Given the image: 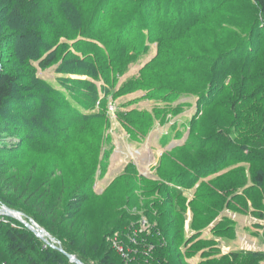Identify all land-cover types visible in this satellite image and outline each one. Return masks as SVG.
Here are the masks:
<instances>
[{
	"label": "rangeland",
	"instance_id": "1",
	"mask_svg": "<svg viewBox=\"0 0 264 264\" xmlns=\"http://www.w3.org/2000/svg\"><path fill=\"white\" fill-rule=\"evenodd\" d=\"M140 1L117 0L119 13L116 17L112 16L110 22L116 23L117 29L129 23ZM168 1L161 0L164 8ZM171 2L175 5L174 11H177V6L184 9L183 16L192 15L195 11L196 17L200 20L195 22L192 17L184 23L177 20L170 29L171 31L176 26L175 32L164 39L165 47L168 48L170 39H177L186 30L185 41L188 42L190 49L193 47L197 49L201 64H207V58L214 56L213 59L218 61V66L213 68L210 64L212 73L210 75L207 73V77L210 79L216 74L219 77L211 98L201 100L199 95L187 93L176 98L166 93L149 98L152 96L148 93L149 99H146L145 93L140 90L125 93L122 86L137 77L138 71L156 54L158 44L151 43L148 52L139 46L129 50L133 58L142 54L143 56L139 57L138 61L131 65L130 71L117 82L113 76L111 80H107L100 74L97 77L86 74L73 75L74 78L80 77L91 81L89 85L92 92L98 91L99 95L95 105L96 112L93 108L90 110L84 108L81 99L76 101L74 106L84 109L86 113L105 112L104 121L101 119L98 123L94 122L91 134H84L68 141L62 139L58 133L59 128L71 127L70 120L57 124L56 128L53 122L44 119V116L50 113L47 110H40L38 114V117L41 116L37 120L43 119L41 123L30 124L29 122L33 120L28 121L27 114L32 106L28 105L30 100L28 98H36L32 95L34 89L30 88L36 83L33 82L34 79H39L38 86L41 88V94L37 97L34 107L37 103L40 106L42 98L48 95L47 88L53 89L54 93H51L53 100L57 91L65 93V101L73 100L72 89L66 88V84L70 83L66 81L70 74L63 73L62 65L65 63L63 58L79 47L81 39L95 42L101 39L100 36H91L87 32L86 25L81 19L82 14L74 11L77 17L74 13L70 17L77 21L76 25H82L81 31H78L75 23L66 17L65 21H59L55 30L49 34L50 39L54 37H57L56 40L60 39L63 45L59 51L62 53V59L47 69H42L39 61H34L36 66L34 71L29 68L24 76H19V90L25 97L9 101L0 113L1 119L6 118L20 127L18 139H7L6 136L3 143L1 141L3 139H0V145L12 143L14 140L21 145L15 154L16 159L8 158L11 161L9 172L19 179L20 187L17 190L15 187L7 190L5 186L0 185V200L13 209L26 212L25 217L32 216L49 234L59 238L68 252H74L87 260L86 264H98L100 255L104 254L96 249V243H99L101 238L99 240L95 235L102 221H108L115 216L128 199H132L134 206L137 200L134 194L144 192L143 188L147 186L138 181L140 176L147 182L155 180L158 184L162 183L161 188L151 184L150 189L159 194L156 196L145 194V199L141 197V201L144 202L143 208H135V212L146 217L150 207L153 213H157L158 208L162 209L155 203L160 202V198L164 196L163 185L170 181L169 185L173 187L171 196L179 217L178 224L182 228L179 232V247L184 252L185 240L194 238L192 244L204 239L208 242H203L202 247L216 245L215 250H219L217 264H248L250 260H254L253 255L248 253L261 251L260 247L264 244V184L253 187L254 182L251 179L261 170L260 168H264V163L260 161L258 155L260 144L264 142V25H262L264 12L255 0H171ZM56 3L60 5L59 2ZM65 13L69 12L66 10ZM144 15L147 24L150 19L146 11ZM165 17V11L160 14L157 12L154 22ZM137 25L134 26L135 35L139 34L140 27ZM253 28L255 30L252 35H245L246 40L252 42L251 49L241 46L226 51L234 38ZM69 30L73 33L66 37L65 34ZM149 31V28L144 29L145 33ZM190 32L192 33L189 34ZM62 34L64 36H61ZM109 34L101 36V40L113 37L114 32L111 30ZM46 40L49 44L48 38ZM182 43L181 41L175 45V51L181 48ZM5 49V53L8 54L7 46ZM35 51L34 45L30 53ZM227 52L231 53L227 56ZM6 54L1 60L4 65L8 62L7 66L12 69L11 62L5 57ZM90 65L91 68H88L90 71L95 66L98 68V63ZM67 87H70V84ZM116 90L119 91L117 98L113 93ZM104 99L106 106L101 105ZM61 105L68 108L64 102ZM122 105L139 110L140 114L135 118L138 123L132 125V132L118 118L122 116L120 114ZM101 129L102 140L98 139ZM56 133L58 136L53 137ZM100 140L101 149H98L95 145ZM231 144L237 149L234 154L229 151L228 155L226 148ZM192 145L196 147L190 148ZM223 149L224 154L221 152ZM99 161L100 164L97 165ZM189 167H193L191 173L188 172ZM203 170H209V174L214 173L216 181L202 182L203 177L208 176L206 171L201 172ZM92 175L94 184L87 186L88 197L76 221L65 220L68 215L67 202L72 193L79 191L76 187ZM11 184L15 186L16 180H11ZM25 187L28 192H24ZM114 189L116 191L112 193ZM246 189H252L253 192L245 194ZM78 193L81 194L80 191ZM198 194L200 196L196 202ZM189 198L192 199L191 203ZM222 202H227V206L222 205ZM189 203L199 208L198 211L207 212V215L197 216L198 211L196 215L190 213ZM160 214L162 215V212ZM164 217V220H159L166 226L169 217L165 210ZM198 227H202L201 229L208 234H203L204 232L198 234ZM10 229H16L26 235L27 239L23 243L31 247L29 251L31 256L47 254L49 246L27 230L23 223L12 217L0 216L2 261H11L14 256L8 249ZM82 229L86 231L87 236H82L80 232ZM232 251H239L240 257L234 259L230 255ZM186 257L188 258L187 255ZM215 257L216 254L207 256L210 259ZM202 259L205 260L206 257ZM65 263L76 264L68 258ZM113 263L121 264L120 261ZM208 263L211 264L210 261ZM171 264L178 263L173 260Z\"/></svg>",
	"mask_w": 264,
	"mask_h": 264
},
{
	"label": "trees",
	"instance_id": "2",
	"mask_svg": "<svg viewBox=\"0 0 264 264\" xmlns=\"http://www.w3.org/2000/svg\"><path fill=\"white\" fill-rule=\"evenodd\" d=\"M255 1H257L264 12V0ZM56 2H59L60 5ZM64 3H66V5H63ZM161 4V0L160 2L157 0H141L136 9L137 11L133 14L129 23L125 24L123 27L119 26L120 29H117V24L113 23V21L112 23L110 22L112 16L116 17L119 13L117 0H0V61L2 62L1 59L3 55L6 54L5 46H7L9 53L6 54L5 57L8 58L9 62H11L13 66L12 69H10L7 66V64H9L8 62L5 63V65L3 62H0V113L9 101L25 97L23 92H20L19 90V76H24L25 73L28 72L29 68L31 71H34L36 67L34 61H39L40 67L42 69H47L52 64L62 59V53L59 51L63 48V45L60 43V39L56 40L57 37L50 39L49 34L53 29L55 30L58 26V22L63 20L65 21L66 17L75 23V28H77L78 31H81L82 25H76L77 21H73L70 17L73 13L75 14V17H77V13L74 11L82 14V22L86 25L85 28H87V32L91 36H100L102 39L101 36L107 34L110 35L109 32L112 30V32H114L113 37H110L107 40L99 39L100 41L97 42L91 41L90 39H81L79 47L74 50L72 54L68 53V56L63 58L65 61L64 65H62L63 73L70 74V76L68 75L69 78L66 79V81L70 82L66 84V88L70 90L72 89L71 99L73 100L65 101V93L60 91L55 92L56 98L53 100L51 93H54V91L51 88H47L46 93L48 95L42 98L40 106L37 103L34 107L37 97L41 94V88L38 86L40 83L39 79H34L33 82L36 83L31 85L30 88L34 89L32 95L36 98H28L30 99L28 105L32 106V108H30L31 111L27 114L28 121L33 120V122H29L30 124L36 125L41 123L43 119L37 120L41 116L40 115L38 117V114L40 110H47L50 111V113L46 114L44 119L48 122H53V124L56 125V128H58L57 124L67 121L68 119L70 120L72 124L71 127L59 128L58 133L62 139L68 141V139L73 140L76 137L79 138L84 136V134H91L93 132L92 126L94 122L98 123L101 119L104 121L105 112L100 111L98 114L86 113L84 109L74 105H76V101L81 99L84 108L88 110L93 108L96 112L95 105L97 104L99 97L98 91L96 89L97 93L92 92V87L89 85L91 81L83 78H74L71 75L82 76V74H86L97 77L98 74H100L104 75L107 80H111L113 76V78H115V82H117L122 76L129 72L131 65L136 63L139 57L143 56L142 54L133 58L130 56L129 50H131L132 47L139 46L144 47L148 52L151 43L158 44L156 54L138 71L139 75L137 77L132 78L129 83L127 82L122 86V90L125 91V93L140 90L145 93L146 99L148 98V93L152 96L149 98L157 97L162 93L172 95L174 98L183 93L199 95L201 100L211 98L215 91V84L219 77L217 74L213 75L210 79L207 77V73H209V75L212 73L209 65L212 64L211 66L213 68L218 66V61L213 59L214 56L212 55V58H210V56L207 58V64H201L199 53L196 52L197 49L195 47L190 49L188 42L185 41V39H187V37H185L186 30L177 39H170L168 48L165 47L164 43V39L166 37H170L169 35H172L175 32L176 26H174L171 31L170 29L177 20L184 23L188 21L189 17L194 18L195 22L200 19L196 17L197 14L195 11L192 15L183 16L184 9L178 6L175 13V5L172 4L171 0L166 2L165 8L163 4L161 7ZM66 10L69 13L66 14ZM144 11L147 12V15L149 16L148 18L150 19L147 24H145V21L147 20L145 19ZM162 11H165L166 17L163 19L161 18L155 23L154 21L157 12L160 14ZM136 24H138L137 26H139L140 29L138 30L139 34L135 35L136 30L134 26ZM262 25H264V23ZM145 28H149L150 31L145 33ZM254 30L255 28L250 29L234 38L228 45V50L226 51H230L237 47L240 48L241 46L245 48L249 47L248 49H251L252 42H248L245 35H252ZM72 33L73 31L69 30L65 36L69 37ZM191 33L192 32L189 34ZM61 36L64 35L62 34ZM46 38L50 41L49 44H47ZM146 41L150 43H145ZM181 41L183 42L181 48L175 51V45ZM34 45L36 51L34 53H30ZM230 53L231 52H227L226 55L228 56ZM226 55L223 54L224 57ZM94 63H98V68L95 66L93 67V70L90 71L88 68H91L90 64L93 65ZM204 64L206 65L204 66ZM69 84L70 87H67ZM113 93L115 98L119 96L118 90ZM62 102H64L68 108L61 105ZM101 105L106 106V99L102 101ZM122 106L127 109L122 107V110H120V114L122 116H118V118L127 128L129 127L132 132V125L136 124L138 121L135 118H137L138 114H140L138 113L139 110L137 108H130L128 105ZM75 114H78L79 116H76ZM100 132V137L98 139L102 140L103 130L101 129ZM72 135L73 137H71ZM55 136H58V134L56 133L53 137ZM0 137H4L0 138L3 139L1 140L2 143L6 140V138L18 139L20 137V127L15 126L6 118L4 120L0 118ZM101 140L97 145H95L98 149H101ZM194 147L196 146H190V148ZM20 148V142L15 140L12 143L0 145V185L5 186V189L7 190L14 187L15 190H17L20 187L19 179L16 178L15 174L9 172L11 161L8 159H16L17 155L15 154L20 150ZM226 149L229 155V151H232L234 154L237 148L231 144ZM221 152L224 154L225 150L223 149ZM258 155L260 161L264 163V142L260 144ZM99 164L100 161L97 165ZM192 168L193 167H189V173L193 171ZM260 169L261 170L257 171L254 174V177L251 178L254 182V185L252 183L253 187L264 184V168L262 167ZM209 170H203L201 172L206 171L205 173L209 175ZM95 171L97 172V166ZM197 175L199 176L200 174ZM13 179L16 180L15 186L11 184V180ZM216 179L217 178L211 180L210 182L216 181ZM93 181L94 178L92 175L81 185L76 187V190H79L81 194L78 193L79 191H74L72 193V196L67 202L68 215L65 220L68 219L69 221L71 219L73 222L76 221V218L83 208V203L88 197V193L86 192L88 189L87 186L90 184L93 185ZM138 181L142 182L147 187L143 188L144 192L134 194L137 199L134 206L131 202L132 199H128L124 207L118 210L117 214L108 220L111 221V223H108L107 220H103L100 228L95 231V235L98 236L99 240L101 238L100 242L96 243V249L98 252H104L102 256L100 255L98 264H114V261H120L121 264H124L121 256L111 248L108 237L114 231L124 228L134 220L140 219L139 217L141 215L140 213L135 212V208H143L144 202L141 200L142 198H146L145 194L151 196L159 194L158 192H155V190L150 189V185L154 184L156 186H160L161 188L162 183L158 184L155 180L147 182L143 180L142 176H140ZM169 182H166L165 185H163L164 196L160 198L159 203H155L157 206H161L162 209L158 208L156 209L157 213H153L150 207L147 217L145 216L149 219V222L153 224L150 232L151 235L147 236V240L149 243L152 242L155 245V264H171L173 260H176L178 264H191L187 261L186 255L193 257L199 252H201L202 258L206 257V259L201 261L199 264H209L208 261H210L211 264H217L219 259V250H215L216 247L211 246L202 247V243L207 240L199 239L198 242L192 244L191 242L194 238L189 241L185 240V243L183 244L186 249L185 252L180 249L179 232L182 228L179 227L178 224L179 217L175 210L174 201L171 196V188L173 189V187L169 185ZM202 182L205 183L207 181L202 180ZM116 189L112 190V193H114ZM24 190V192H28L27 187H25ZM249 191L253 192L252 189H246L245 194H248ZM199 196L200 194H198L196 202ZM131 197L133 198V196ZM227 202H222V205H225L226 207ZM0 204L7 205L2 200H0ZM198 209L194 206L195 215ZM16 210L18 209L16 208ZM164 210L169 217L166 226H163L160 222V220H164L165 218ZM19 211L22 212L23 210ZM161 212L163 216L160 214ZM24 213L26 214V212ZM200 215H207V212L199 210L197 216ZM30 217L33 218L32 216ZM25 219L27 220L26 217ZM21 223L25 225L27 230L35 235V233L27 227L23 221ZM202 227H198V229L200 230ZM82 230H80L82 236H87L86 231ZM9 238L10 242L8 244V249L10 253L14 255V260L13 257L10 260L16 264H67L65 263V260L68 258L67 255L64 252L50 246L47 248V254H40L37 257L31 256V253L29 252L31 247L23 243V241L27 239L26 235L24 233H19L16 229H10ZM189 243L190 245H188ZM64 250L68 252L67 249L64 248ZM239 253V251H232L230 255L236 259L240 257ZM215 254L216 257L214 259L207 258V256ZM248 254H252L254 258V260H250L248 264H261L264 259V252H249ZM15 256L18 257L15 258ZM30 256L31 260L29 259ZM76 256L85 264L87 263V260L82 258L81 255H79V257L76 254ZM1 262L2 260L0 259V263Z\"/></svg>",
	"mask_w": 264,
	"mask_h": 264
},
{
	"label": "built area",
	"instance_id": "3",
	"mask_svg": "<svg viewBox=\"0 0 264 264\" xmlns=\"http://www.w3.org/2000/svg\"><path fill=\"white\" fill-rule=\"evenodd\" d=\"M152 227L148 218L141 216L108 237L111 248L121 256L124 264H155V245L147 240ZM0 264L16 263L2 261Z\"/></svg>",
	"mask_w": 264,
	"mask_h": 264
},
{
	"label": "water",
	"instance_id": "4",
	"mask_svg": "<svg viewBox=\"0 0 264 264\" xmlns=\"http://www.w3.org/2000/svg\"><path fill=\"white\" fill-rule=\"evenodd\" d=\"M1 209H0V214H2L3 212H10V213H15L21 216H25L24 212L13 209L7 205L2 204L1 205ZM27 220H25L24 218H22V221H24L26 223L27 226L33 228L34 233L36 235V237H40L48 246L52 247V248H56L61 252H64L67 257L72 260L73 262H75L76 264H85L83 261H81L76 254L74 253H69L66 252L61 244V241L58 240L56 237L52 236L51 234H49V232L43 227L41 226L39 223H37L36 221H34L33 218L31 217H26Z\"/></svg>",
	"mask_w": 264,
	"mask_h": 264
},
{
	"label": "crops",
	"instance_id": "5",
	"mask_svg": "<svg viewBox=\"0 0 264 264\" xmlns=\"http://www.w3.org/2000/svg\"><path fill=\"white\" fill-rule=\"evenodd\" d=\"M214 173H212V174H209L208 176H206V177H203V181H208V182H210L211 180H213L214 179V177H215V175H213ZM191 189V188H190ZM190 189L188 190V194H189V192H190ZM189 201H190V203L192 202L191 200L192 199H188ZM189 203V207H190V213H194V205L192 204H190ZM198 234H202L203 232V234H208V232H206L205 230H203V229H198ZM193 234H191V236H192ZM212 247H216V245L215 246H212ZM260 250L261 251H254V252H264V244H263V246H261L260 247ZM186 259H187V261L189 262V263H191V264H199L201 261H203L204 259H202V256H201V252H199V253H197V255H195V256H193V257H189L188 256V258L186 257ZM261 264H264V259H263V261H262V263Z\"/></svg>",
	"mask_w": 264,
	"mask_h": 264
},
{
	"label": "bare ground",
	"instance_id": "6",
	"mask_svg": "<svg viewBox=\"0 0 264 264\" xmlns=\"http://www.w3.org/2000/svg\"><path fill=\"white\" fill-rule=\"evenodd\" d=\"M6 215H8V216H10V217H13V218H15V219H17V220H19V221H21V222H22V218L25 219L24 216H22V218H21L20 215L15 214V213H10V212H8V211L3 212L2 214H0V216H6ZM25 220H26V219H25ZM23 222H24V221H23ZM24 223H25V222H24ZM25 224H26V223H25ZM26 226H27V225H26ZM27 227H29V226H27ZM29 228L34 232L33 228H31V227H29Z\"/></svg>",
	"mask_w": 264,
	"mask_h": 264
},
{
	"label": "clouds",
	"instance_id": "7",
	"mask_svg": "<svg viewBox=\"0 0 264 264\" xmlns=\"http://www.w3.org/2000/svg\"><path fill=\"white\" fill-rule=\"evenodd\" d=\"M71 261V260H70Z\"/></svg>",
	"mask_w": 264,
	"mask_h": 264
}]
</instances>
